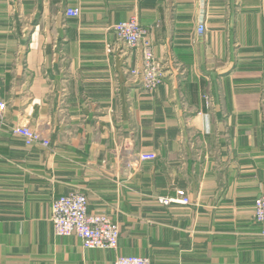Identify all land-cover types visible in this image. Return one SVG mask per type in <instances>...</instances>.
I'll use <instances>...</instances> for the list:
<instances>
[{
  "label": "crops",
  "instance_id": "1",
  "mask_svg": "<svg viewBox=\"0 0 264 264\" xmlns=\"http://www.w3.org/2000/svg\"><path fill=\"white\" fill-rule=\"evenodd\" d=\"M132 16L164 66L155 91L112 29ZM0 100V264H114L55 234L53 201L75 190L118 222L122 254L264 264V0H0ZM180 189L191 204L161 202Z\"/></svg>",
  "mask_w": 264,
  "mask_h": 264
},
{
  "label": "built area",
  "instance_id": "2",
  "mask_svg": "<svg viewBox=\"0 0 264 264\" xmlns=\"http://www.w3.org/2000/svg\"><path fill=\"white\" fill-rule=\"evenodd\" d=\"M66 15L78 17L79 8H67ZM117 39L131 49H139L142 63L140 67L130 70V74L139 77L143 87L155 91L166 77L162 61L154 53L150 29L144 27L137 16L118 22L112 26ZM206 33V24L199 22L196 35ZM6 110V104L0 100V114ZM13 133L24 138L29 146L40 144L49 146L50 140L40 132L25 124H16ZM164 204L177 202L191 204L190 198L184 190L177 191L176 198H161ZM255 222L264 224V195L258 197L253 206ZM51 221L58 236H77L86 249H112L117 252L114 264H152L150 258L141 255H125L119 252L120 226L109 214L104 212H90L89 200L82 191H71L56 198L52 204Z\"/></svg>",
  "mask_w": 264,
  "mask_h": 264
}]
</instances>
